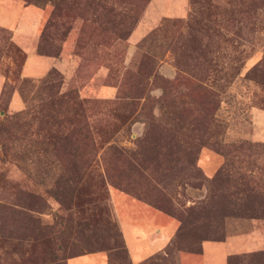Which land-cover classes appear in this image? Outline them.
I'll return each mask as SVG.
<instances>
[{
  "label": "rangeland",
  "instance_id": "obj_1",
  "mask_svg": "<svg viewBox=\"0 0 264 264\" xmlns=\"http://www.w3.org/2000/svg\"><path fill=\"white\" fill-rule=\"evenodd\" d=\"M154 3L64 0L49 40L72 61L31 77L21 75L22 46L36 45L53 6L0 0V17L14 23L0 24V264H66L89 252L129 264L116 193L174 230L139 264H176L204 239L264 235V215L252 217L264 209V85L251 79L264 55V0ZM235 256L264 264V247Z\"/></svg>",
  "mask_w": 264,
  "mask_h": 264
},
{
  "label": "crops",
  "instance_id": "obj_2",
  "mask_svg": "<svg viewBox=\"0 0 264 264\" xmlns=\"http://www.w3.org/2000/svg\"><path fill=\"white\" fill-rule=\"evenodd\" d=\"M153 5H155L154 0H149L148 8L150 9ZM162 10L159 11V9H156L155 12L157 15H161V13L163 14ZM41 17V13H38L35 20L36 30H31L32 32L35 30L33 35L34 40L37 39V30ZM5 21L10 23V26L14 25L12 20L6 17H0L1 25H6ZM9 30L14 37L17 28L14 27ZM19 39L21 40V37L18 40L16 39V41H19ZM32 43L28 48L22 46L25 51V59L21 67L22 76L40 77L50 68L63 69V65L67 66L66 62L70 64V61H72L66 57H59L60 55L58 58L37 54L34 43ZM19 45L21 46V44ZM100 92L106 93L107 89H101ZM21 102L18 93L14 91L11 94L8 105L11 110L18 111L22 108ZM111 205L129 259V264H139L145 259L164 251L169 237L174 230L171 229L163 232L161 226L157 224L161 218L156 212L160 211L124 193H116L115 198L111 197ZM118 208L120 209L118 210ZM263 247L264 235L257 230H251L248 233L229 236L221 240L204 239L200 242L199 252H186L184 254L177 252L175 259L176 264H226V258L230 254L251 252L262 249ZM65 263L107 264L105 256L98 252L74 255L68 257Z\"/></svg>",
  "mask_w": 264,
  "mask_h": 264
},
{
  "label": "trees",
  "instance_id": "obj_3",
  "mask_svg": "<svg viewBox=\"0 0 264 264\" xmlns=\"http://www.w3.org/2000/svg\"><path fill=\"white\" fill-rule=\"evenodd\" d=\"M22 1L25 4H33L35 6H41L45 2H50L52 4L53 9L49 15V18L46 20L45 24H43V26L40 30L39 37H38V40H37L36 45H35V51L41 55L43 54V55H47V56L57 57L59 55L60 49H59V47L55 48V46L49 40L50 39L49 37L54 36V34L63 26V21H61V18H63L65 15L61 14L62 13L61 4L64 0H22ZM83 2H84V4H86L88 6L93 5V4H98V0H83ZM248 4H247V6H248ZM244 5L245 4H243V6H242L243 12L246 13L247 12V6L245 7ZM105 6H106L105 4H100L101 8L107 9L109 11V7H105ZM49 30L52 32L48 33ZM105 31H106V29L103 27V28H101L100 32L104 33ZM6 32L8 33V35L10 34L9 30ZM100 39H101V44H103V45L107 44L108 36L102 35L100 37ZM146 57H148V56H146ZM51 71H55V69L52 68ZM251 74H252L251 79L255 80L256 83L259 85H264V55L261 58V60L257 63V65L253 67V70H251ZM22 84H24V83H22ZM17 89H18V92H19L22 100L24 102H26V97H25V93L23 91L22 86L20 85V87H17ZM204 91H202V92H204ZM0 94H3L2 91ZM263 104H264V101H263ZM78 106H79V104H78ZM81 110H84V108H81ZM19 114H22V113H19ZM12 115H18V114L16 113V114H12ZM79 117H80V119L75 120L78 123L80 122L81 117L83 118V115L79 116ZM80 126H82V125H80ZM62 137H67V135L65 134ZM40 143H41V145H43V144L45 145L46 141L42 138ZM0 148H2V144H0ZM73 165H74V167H76L77 163H74ZM263 201H264V199H263ZM263 215H264V209L261 212L256 213L252 217L257 218V217H262ZM121 240H122V238H121ZM122 244H123V241H122ZM123 248H124V246H123ZM194 252L197 253L198 251L197 252L194 251ZM235 257H236L235 254L228 255L226 258V264H232V260Z\"/></svg>",
  "mask_w": 264,
  "mask_h": 264
}]
</instances>
